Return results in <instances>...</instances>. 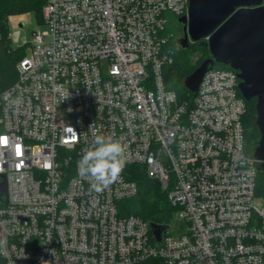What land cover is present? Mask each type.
Returning <instances> with one entry per match:
<instances>
[{"label":"built area","instance_id":"1","mask_svg":"<svg viewBox=\"0 0 264 264\" xmlns=\"http://www.w3.org/2000/svg\"><path fill=\"white\" fill-rule=\"evenodd\" d=\"M188 6L47 0V28L0 88V264H264V161L247 150L237 70L209 69L191 102L165 83L171 18ZM94 133L126 146L99 192L78 174ZM131 165L159 180L185 231L162 224L158 240L149 221L120 214L138 193Z\"/></svg>","mask_w":264,"mask_h":264},{"label":"water","instance_id":"2","mask_svg":"<svg viewBox=\"0 0 264 264\" xmlns=\"http://www.w3.org/2000/svg\"><path fill=\"white\" fill-rule=\"evenodd\" d=\"M178 20L183 24L180 46L186 49L190 42L202 40L211 53L184 79L185 87L196 95L204 74L217 62L237 70L242 96L257 100L261 135L254 158L264 161V0H189L188 13ZM150 225L158 240L168 228Z\"/></svg>","mask_w":264,"mask_h":264},{"label":"trees","instance_id":"3","mask_svg":"<svg viewBox=\"0 0 264 264\" xmlns=\"http://www.w3.org/2000/svg\"><path fill=\"white\" fill-rule=\"evenodd\" d=\"M47 0H0V88H5L17 79V63L26 55V46L12 47L10 44L9 17L12 13L33 11L43 22V8ZM171 22L170 29L173 38L172 63L164 67V79L168 88L176 91L180 101L191 102L193 92L184 85V79L191 74L205 59L211 56L208 46L203 41L190 42L188 48L183 49L179 44L182 29ZM197 49L200 54L196 63H191V52ZM217 68L233 69L230 65L217 62ZM256 98L246 100V114L244 126L247 150L254 155V148L260 139L259 128L256 123ZM257 194L264 199V164L258 163ZM131 179L138 185V193L132 198L125 199L120 204L121 215H136L156 224H169L173 220L174 207L171 205L167 190L161 187L158 179L149 176L146 169L140 165L129 167ZM146 264H160L158 260H148Z\"/></svg>","mask_w":264,"mask_h":264},{"label":"clouds","instance_id":"4","mask_svg":"<svg viewBox=\"0 0 264 264\" xmlns=\"http://www.w3.org/2000/svg\"><path fill=\"white\" fill-rule=\"evenodd\" d=\"M126 146L111 134L94 133L91 146L83 149L78 174L90 178L96 191L115 182L124 167Z\"/></svg>","mask_w":264,"mask_h":264},{"label":"rangeland","instance_id":"5","mask_svg":"<svg viewBox=\"0 0 264 264\" xmlns=\"http://www.w3.org/2000/svg\"><path fill=\"white\" fill-rule=\"evenodd\" d=\"M175 18H171V22L175 23ZM170 22V25H171ZM10 44L12 47L22 46L25 42H30L33 39V32L40 30L43 31L47 28V25L41 22V20L35 15L33 11H26L20 13H12L9 17ZM28 53V50H26ZM191 63H196L199 57L197 49H194L191 53ZM258 203L264 204V199L257 198ZM173 231L183 232L187 229V224L178 216L174 215L172 223Z\"/></svg>","mask_w":264,"mask_h":264},{"label":"flooded vegetation","instance_id":"6","mask_svg":"<svg viewBox=\"0 0 264 264\" xmlns=\"http://www.w3.org/2000/svg\"><path fill=\"white\" fill-rule=\"evenodd\" d=\"M177 21H178V24H179L178 26L182 29V34H181V36H182L183 35V24L181 22H179L178 18H177Z\"/></svg>","mask_w":264,"mask_h":264}]
</instances>
